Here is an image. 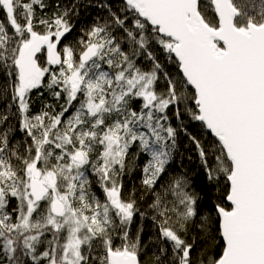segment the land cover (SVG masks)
Wrapping results in <instances>:
<instances>
[{"label":"snow or ice","instance_id":"6c2138e0","mask_svg":"<svg viewBox=\"0 0 264 264\" xmlns=\"http://www.w3.org/2000/svg\"><path fill=\"white\" fill-rule=\"evenodd\" d=\"M0 264H264V0H0Z\"/></svg>","mask_w":264,"mask_h":264},{"label":"trees","instance_id":"16d2710c","mask_svg":"<svg viewBox=\"0 0 264 264\" xmlns=\"http://www.w3.org/2000/svg\"><path fill=\"white\" fill-rule=\"evenodd\" d=\"M92 2L96 3V2H99V0H92ZM111 2L113 4H115L116 0H111ZM103 14H104L103 11L98 9V8H92V9H89L87 11L84 9H81L79 18L74 21L77 25V31H79V29L82 27H86V26L90 25L93 22V20L96 18L97 15H103ZM40 106H41L40 102L37 101L36 104L34 105V109L38 110ZM189 131L195 132L196 130L190 128ZM182 141L185 144L188 143L186 137H183V134H182ZM181 150L183 151V149H181ZM185 155L186 156L187 155L193 156V162L191 165H188V166H189L190 170L194 173L193 180H194L196 186L198 188H203L204 180H203L202 174H195V171H196L195 165L197 163L195 152L190 151V152L185 153ZM187 163H188L187 160H185V164H187ZM133 180H135V177L133 178ZM135 182L137 184L139 183L138 180H135ZM126 183H127V186L129 188H131V182H126ZM206 191H207V195L203 199V208H202L203 211H208V210L212 209L214 204L218 202L215 199L214 195L212 194L213 190L207 189Z\"/></svg>","mask_w":264,"mask_h":264}]
</instances>
